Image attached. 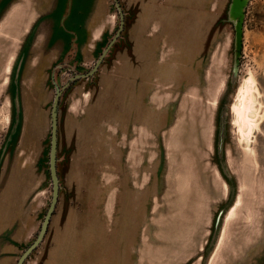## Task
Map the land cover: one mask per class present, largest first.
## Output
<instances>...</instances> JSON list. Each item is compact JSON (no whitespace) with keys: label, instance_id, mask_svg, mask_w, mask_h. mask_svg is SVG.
Listing matches in <instances>:
<instances>
[{"label":"rangeland","instance_id":"obj_1","mask_svg":"<svg viewBox=\"0 0 264 264\" xmlns=\"http://www.w3.org/2000/svg\"><path fill=\"white\" fill-rule=\"evenodd\" d=\"M61 1L0 0V264L17 263L49 207L50 111L66 84L59 198L24 264H264V0L248 2L235 77L230 0H119L123 11L134 1L125 43L74 81L119 18L113 0L60 10L63 31L101 17L106 36L96 49L92 34H75V57L61 56L59 38L53 61L44 35ZM243 85L261 103L249 148L233 114Z\"/></svg>","mask_w":264,"mask_h":264},{"label":"water","instance_id":"obj_2","mask_svg":"<svg viewBox=\"0 0 264 264\" xmlns=\"http://www.w3.org/2000/svg\"><path fill=\"white\" fill-rule=\"evenodd\" d=\"M115 8L118 12L119 18V25L114 34V36L107 42L105 47L103 48L101 54L99 55L95 65L93 66L92 70L88 74H80L76 75L70 79V81L84 79L87 77H92L97 72L98 68L105 60V58L110 53L113 45L120 39L121 33L124 29L125 24V12L120 5L119 0H113ZM249 0H230L228 10H227V20L233 26L234 31V40H233V66H232V77H235L238 73L240 57H241V49H242V40H243V23L245 18V11L247 8ZM68 84L61 88H55V96L51 105L50 111V145H49V157H48V169L50 175V181L52 185V192H51V200L49 203V207L46 211V214L41 222L39 231L33 240V242L23 251L20 255L16 264H24L29 256L40 246L43 242L50 223V219L56 209V205L59 198L60 192V182L58 178L57 172V153H58V129H57V122H58V108H59V101L62 96L63 91L66 89ZM18 94H15L13 98L14 109H15V121H18L19 117V101H18ZM222 215V211L216 217L215 224H214V232L216 227L220 222V218Z\"/></svg>","mask_w":264,"mask_h":264},{"label":"crops","instance_id":"obj_3","mask_svg":"<svg viewBox=\"0 0 264 264\" xmlns=\"http://www.w3.org/2000/svg\"><path fill=\"white\" fill-rule=\"evenodd\" d=\"M67 3L63 4L61 1V5L58 7L57 10H55L56 12L54 13V15L51 17L54 19V23H51V25H49V30L51 31V34L48 35L47 31H45V35H44V42H45V50L44 52H46L47 50H49L51 52L50 54V58L54 61V58L58 57V50H57V45H58V41L60 40L59 38H61L64 43V49L62 50V54L61 56H64L66 54H72L70 57H75L78 53V51H81V42L79 37L75 34L77 33H81V34H87V35H93V39H95L96 41L98 40V43L96 45V49L100 48L102 46V42L106 36V30L104 29L105 27H103V24L100 22V18L98 17L96 18L97 20L91 21L89 20V18H83L82 20L79 19L78 16V21H77V26H79L82 30H75L74 33L70 32V31H63L62 28H60V25H62L63 23L61 21H59L58 15L60 14V10L62 9H66L68 11L70 10H81L83 9L85 11V13H87L88 9L90 7H92L95 11L97 8V2L98 0H66ZM134 1L128 2L129 5H127L126 9L128 11H126L125 9V17L128 15L130 9L133 8V6L131 7V4ZM99 9L100 6L98 7ZM65 10V11H66ZM88 15V14H87ZM64 17V16H62ZM70 22V24H72L73 26V21L71 19L68 20ZM42 37V36H41ZM121 43H125L124 39H121L120 41L118 40L115 44L118 46ZM103 47V46H102ZM114 48V45L112 47V50ZM71 50V51H70ZM111 52V51H110ZM83 54V52H82ZM57 56V57H56ZM49 61V64L52 62ZM119 61V63L121 62L120 59H117ZM109 65V64H108ZM32 223H35V221H32ZM50 226V223H49ZM49 229V227H48ZM37 230V228L35 227V225L30 224V228L27 230V232L23 235H21V241H17L19 243H25L27 242L31 236L35 233V231ZM48 232V231H47ZM45 239V238H44Z\"/></svg>","mask_w":264,"mask_h":264},{"label":"bare ground","instance_id":"obj_4","mask_svg":"<svg viewBox=\"0 0 264 264\" xmlns=\"http://www.w3.org/2000/svg\"><path fill=\"white\" fill-rule=\"evenodd\" d=\"M250 88L251 87L247 85H243L239 89L233 106L234 122L238 135L246 148L250 147L253 139V132L258 127L259 123L257 124V122L259 121L257 118L258 116L260 117L259 110L261 106L259 105L261 103L257 100V95H255V92Z\"/></svg>","mask_w":264,"mask_h":264}]
</instances>
